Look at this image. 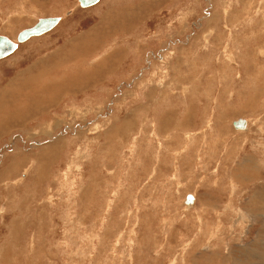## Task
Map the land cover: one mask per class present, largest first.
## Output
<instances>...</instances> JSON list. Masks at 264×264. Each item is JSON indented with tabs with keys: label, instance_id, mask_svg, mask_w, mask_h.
<instances>
[{
	"label": "rangeland",
	"instance_id": "rangeland-1",
	"mask_svg": "<svg viewBox=\"0 0 264 264\" xmlns=\"http://www.w3.org/2000/svg\"><path fill=\"white\" fill-rule=\"evenodd\" d=\"M50 16L0 58V264H264V0H0V34Z\"/></svg>",
	"mask_w": 264,
	"mask_h": 264
},
{
	"label": "water",
	"instance_id": "water-1",
	"mask_svg": "<svg viewBox=\"0 0 264 264\" xmlns=\"http://www.w3.org/2000/svg\"><path fill=\"white\" fill-rule=\"evenodd\" d=\"M99 0H79L80 6L88 7L96 4ZM60 16H50L40 18L39 21L32 27L21 30L18 34L17 41L12 40L6 35L0 34V58H3L18 47V43L26 41L32 36L43 34L52 30L61 20ZM233 125L237 129L247 128V121L245 118H238L233 122ZM194 202V194L188 193L186 196V203L192 204Z\"/></svg>",
	"mask_w": 264,
	"mask_h": 264
},
{
	"label": "bare ground",
	"instance_id": "bare-ground-1",
	"mask_svg": "<svg viewBox=\"0 0 264 264\" xmlns=\"http://www.w3.org/2000/svg\"><path fill=\"white\" fill-rule=\"evenodd\" d=\"M89 7V6H88ZM62 18V17H61ZM61 21V20H60ZM59 21V22H60ZM48 32V31H47ZM46 33V32H45ZM19 34V33H18ZM44 34V33H43ZM40 35H42V34H39V35H36V36H40ZM36 36H32V37H36ZM17 37H18V35H17ZM32 37H30L29 39H31ZM29 39H27V40H29ZM26 40V41H27ZM16 41H17V38H16ZM23 42H25V41H23ZM20 43H22V42H20ZM18 46H19V43H18ZM18 48V47H17ZM246 119V118H245ZM247 121V120H246ZM167 123V122H166ZM247 129H248V121H247ZM246 129V130H247ZM240 130H242V129H240ZM244 131V130H243ZM194 201H195V197H194ZM187 204V203H186ZM194 204V203H193ZM193 204H187V205H189V206H192Z\"/></svg>",
	"mask_w": 264,
	"mask_h": 264
}]
</instances>
